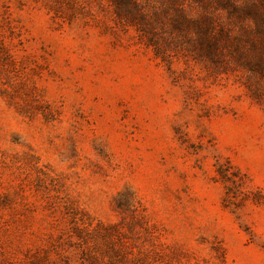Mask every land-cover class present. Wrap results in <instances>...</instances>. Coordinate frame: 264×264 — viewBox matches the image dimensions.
<instances>
[{"label": "rangeland", "instance_id": "obj_1", "mask_svg": "<svg viewBox=\"0 0 264 264\" xmlns=\"http://www.w3.org/2000/svg\"><path fill=\"white\" fill-rule=\"evenodd\" d=\"M0 264H264V0H0Z\"/></svg>", "mask_w": 264, "mask_h": 264}]
</instances>
